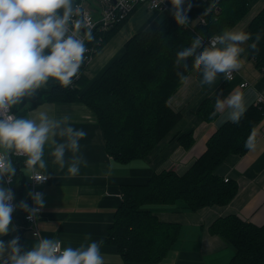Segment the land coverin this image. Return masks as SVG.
I'll return each instance as SVG.
<instances>
[{
  "label": "trees",
  "instance_id": "trees-1",
  "mask_svg": "<svg viewBox=\"0 0 264 264\" xmlns=\"http://www.w3.org/2000/svg\"><path fill=\"white\" fill-rule=\"evenodd\" d=\"M79 2L74 0L75 6ZM189 3L190 0H186V8ZM248 13L249 0H195L191 16L178 22L174 8V12L166 14L154 28L137 32L124 45L123 53L97 78L90 79L86 75L88 65L82 62L71 86L63 88L49 82L29 109L47 102L82 103L97 117L105 150L112 159L121 164L144 160L181 119V113L174 110L169 101L186 80L183 71L199 68L195 62L198 52L189 54L191 64L187 58L181 61L182 45L194 40L200 31L209 38L219 35L239 24ZM129 17L94 34L95 39L87 44L95 49L93 57ZM247 33L250 34L247 52L255 59L256 66L264 70V9L252 19ZM257 34L261 39L253 49L251 44ZM12 110L15 114L18 111L14 107ZM197 112L208 122L218 115L209 99L201 103ZM263 119L264 103H256L246 109L238 122L223 124L185 174L162 171L152 174L143 184L123 185V201L108 228L106 243L112 245L125 262H161L177 244L181 226L161 221L151 206L177 204L182 210L196 212L228 205L238 192V184L231 179L226 181L227 177L218 169L230 156H244L249 152L246 141L253 136L255 144V129ZM178 139L189 148L193 134L186 133ZM12 159L19 173L24 167L23 161L14 156ZM210 230L233 247L234 256L228 264H264V226L229 215L217 219Z\"/></svg>",
  "mask_w": 264,
  "mask_h": 264
},
{
  "label": "crops",
  "instance_id": "crops-1",
  "mask_svg": "<svg viewBox=\"0 0 264 264\" xmlns=\"http://www.w3.org/2000/svg\"><path fill=\"white\" fill-rule=\"evenodd\" d=\"M263 9L264 0H249L247 16L229 29L247 32L252 19ZM166 14L147 6L137 8L111 41L93 57L86 75L90 79L97 78L123 53L124 45L137 32L154 28ZM242 47L245 51L241 66L235 69L237 77L232 81L226 80L221 73L213 84L201 85L199 68L191 72V78L185 80L169 101L170 106L182 115L179 123L148 157L129 164L118 163L107 154L97 117L86 105L47 102L29 109L41 89L15 105L14 109L18 110L16 115L19 113L20 116L34 115L33 110L37 108L48 111L56 118L68 115L72 126L87 132L80 141L79 153L86 163L81 164L77 174H70L67 168L73 154L67 152L66 163L61 166L51 155L54 145H45L46 169H39L38 172L49 176V181L38 188L45 204L38 217L40 236L35 237L25 224L26 212L20 207L22 201L30 207L32 198L29 193H33L30 185L33 171L22 160L24 167L19 173L16 168L12 184L18 208L12 214L9 233L0 239L7 243L18 236L22 251L30 250L41 237L59 238L65 246L73 247L84 243L86 238L102 240L105 264H138L125 262L115 248L106 243L108 228L123 201L122 186L143 184L152 174L162 171H174L179 175L187 172L205 152L211 136L223 124L231 122L225 115L227 109L218 112L210 122L202 120L197 111L204 100L209 99L215 106L217 98L239 90L246 94V109L256 104L258 95L264 91V70L256 66L255 59L247 52L248 40L243 42ZM244 81L249 86L241 88ZM186 133L193 134V143L189 148L178 139ZM255 135L256 142L247 154L230 156L218 169L222 176L238 184V192L228 205L207 207L196 212L182 210L177 204L151 206L161 221L181 226L177 244L157 264H228L234 256V249L226 240L211 232L213 223L221 217L237 215L246 222L264 226V119L255 129ZM56 139L62 140L58 136ZM6 177L0 180V184L9 188Z\"/></svg>",
  "mask_w": 264,
  "mask_h": 264
},
{
  "label": "clouds",
  "instance_id": "clouds-1",
  "mask_svg": "<svg viewBox=\"0 0 264 264\" xmlns=\"http://www.w3.org/2000/svg\"><path fill=\"white\" fill-rule=\"evenodd\" d=\"M185 3L186 0H172L178 22L191 16L195 0H190L187 8ZM79 11L74 0H0V180L7 176L10 181L16 174L12 153L23 156L25 166L39 175V169H46V144L54 145L51 155L61 166L66 163V153L73 154L67 168L70 174H77L81 164L86 163L79 153L80 141L87 132L72 126L68 115L56 118L40 108L33 110L34 115L11 112L15 105L35 95L49 82L63 88L73 84L87 50L83 40L69 30L71 18ZM88 38L92 39L91 34ZM249 39V33L233 29L211 38L200 31L194 40L182 45L180 59L187 58L191 64L189 54L198 52L195 62L201 73L200 83L211 85L218 74L223 73L227 80L241 66L245 51L242 44ZM260 39L261 35L257 34L251 44L253 49ZM206 40H210L207 46ZM183 75L190 79L192 73L184 70ZM215 110L238 122L246 111V94L230 91L216 99ZM57 136L62 140L58 141ZM253 146V136H249L246 147ZM29 195L35 207L30 208L23 201L20 207L31 220L43 209L45 201L40 192ZM13 200V191L0 184V237L10 231L16 208ZM102 244V240L86 238L84 243L73 247L65 246L59 238L41 237L30 250L22 251L18 236L7 243L0 239V264H105Z\"/></svg>",
  "mask_w": 264,
  "mask_h": 264
},
{
  "label": "built area",
  "instance_id": "built-area-1",
  "mask_svg": "<svg viewBox=\"0 0 264 264\" xmlns=\"http://www.w3.org/2000/svg\"><path fill=\"white\" fill-rule=\"evenodd\" d=\"M141 6H147L153 11L165 12L167 14L174 12V8L170 0H82V2H80L78 5L80 9L79 15H74L69 22L70 32L82 39L86 45L87 50L84 54V59L82 62L86 63V65H89L93 60V52L95 49L93 47L87 46L88 42L91 40L88 38L89 34H91L92 38L95 39L93 37L94 34L103 32L115 24L127 19L135 12L137 8ZM209 44L210 40H206L205 46ZM236 77L237 71L233 70L228 80L232 81ZM247 86H249L247 81H244L240 85L241 88H245ZM256 103H264V91L258 95ZM11 112L15 114L12 109ZM12 156L21 158L23 161L25 160L23 156L15 153H12ZM43 176L44 174L42 173H39V175L33 173L30 176V185L33 189V193H41V191L38 190V186L49 181V176H46L45 179H42ZM6 181L9 185V188L14 193L12 188V184L15 181L14 177H12L10 181L8 177H6ZM226 181H229L228 177L226 178ZM13 203L16 205L15 211L13 212L14 214L18 208L15 193ZM31 207H35L33 200L30 204V208ZM41 212L42 210H40L37 216H34L31 220L27 218L28 214L26 212L24 218L25 224L32 231L35 237L40 236L38 217Z\"/></svg>",
  "mask_w": 264,
  "mask_h": 264
},
{
  "label": "bare ground",
  "instance_id": "bare-ground-1",
  "mask_svg": "<svg viewBox=\"0 0 264 264\" xmlns=\"http://www.w3.org/2000/svg\"><path fill=\"white\" fill-rule=\"evenodd\" d=\"M80 2H82V0H80ZM79 2V3H80ZM79 3L76 5L78 7ZM80 12L76 13L75 15H79Z\"/></svg>",
  "mask_w": 264,
  "mask_h": 264
}]
</instances>
